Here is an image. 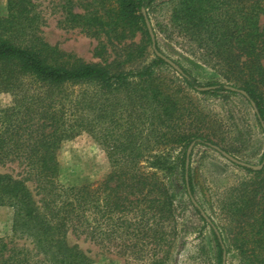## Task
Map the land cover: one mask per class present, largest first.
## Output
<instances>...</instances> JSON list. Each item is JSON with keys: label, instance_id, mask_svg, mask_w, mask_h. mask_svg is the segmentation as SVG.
<instances>
[{"label": "trees", "instance_id": "16d2710c", "mask_svg": "<svg viewBox=\"0 0 264 264\" xmlns=\"http://www.w3.org/2000/svg\"><path fill=\"white\" fill-rule=\"evenodd\" d=\"M161 1L92 0L100 14L85 17L64 0L67 23L88 30L110 26L121 38L143 37L122 63L90 64L41 38L32 0H6L0 94L10 103L0 108V206L13 212V240L0 238V264H90L69 243L70 235L123 252H146L149 264H169L176 199L195 192L192 154L185 169L188 146L238 153L218 143L224 131L193 94L239 96L249 106L251 101L264 146V24L259 25L264 0H168V25L158 24V31L169 41L182 40L184 51L221 80L205 84L177 62L181 74L174 73L152 51L142 10L147 15ZM132 62L138 64L123 66ZM81 134L103 147L110 171L97 182L63 186L57 151ZM238 167L245 176L221 201L222 228L211 221L219 234L218 239L211 228L215 264L232 249L243 263L264 264V165Z\"/></svg>", "mask_w": 264, "mask_h": 264}, {"label": "rangeland", "instance_id": "374dc122", "mask_svg": "<svg viewBox=\"0 0 264 264\" xmlns=\"http://www.w3.org/2000/svg\"><path fill=\"white\" fill-rule=\"evenodd\" d=\"M32 2L40 19L41 38L52 48L85 63L107 64L113 61L122 63L126 59V54L134 51L143 40L140 34L121 38L118 35L119 30H114L110 26H93L88 30L86 27L67 23L64 0H32ZM71 2L74 13L85 17L100 14L95 13L97 6L92 0H71ZM170 10L171 4L168 0H164L158 2L147 14L151 28L155 29L157 35L159 48L157 51L174 64L177 62L191 71L201 84L216 79L221 81L209 68L200 67L198 61L184 51L183 48L186 46L183 45L182 40L173 37L174 41H169L158 31V24L168 25ZM5 15L6 0H0V17ZM263 24L264 13L259 16V25L263 26ZM97 52L100 53V57ZM151 59L152 56L148 55L146 60ZM137 64L138 62L124 63L123 66L130 68ZM173 72L178 74L174 70ZM193 96L224 131L219 141L217 140L218 143L238 151L237 154L230 156L253 166L259 165L264 146L252 108L239 96H231L226 100L217 96L197 94ZM9 103L10 97L0 94V108ZM191 154L190 167L194 177L195 192L189 197L190 199L184 194H179L176 199L177 236L174 237L169 264H215V244L211 226L202 221L200 214L196 213L197 209L193 206L191 197L210 222L222 228L224 222L220 215L221 201L227 196L228 190L245 176V172L211 147L194 145ZM57 162L58 182L63 186L97 182L110 171L105 150L86 134L64 143L57 151ZM176 187L180 191V185ZM12 218V210L0 206V238L7 242L13 240ZM223 237L225 244L230 246L228 236L223 234ZM68 241L86 254L90 264H149L150 262V255L146 252H123L117 245L97 244L84 237L76 239L72 235L68 237ZM15 242L18 245L24 244L22 240ZM225 264L246 263L241 262L236 251L232 249L226 255Z\"/></svg>", "mask_w": 264, "mask_h": 264}, {"label": "water", "instance_id": "95a60500", "mask_svg": "<svg viewBox=\"0 0 264 264\" xmlns=\"http://www.w3.org/2000/svg\"><path fill=\"white\" fill-rule=\"evenodd\" d=\"M142 14H143V17H144V23H145V26H146L148 35H149L150 40H151V48H152V51L155 53L156 56H158L159 58L163 59L169 66H171V68H173V70L175 72H177L178 74H181V70H180V68L176 64H174L170 59L166 58L165 56H163L161 53H159L156 50V47H155V37H154V34H153V30L151 28L150 22H149L148 17L146 15V12L144 10H142ZM207 89H209V88H202L201 90H207ZM226 89H229L231 91L238 92L239 94H241L242 96H244L245 98H247V95L243 91H240V90L234 89L232 87H228V86H226ZM250 106H251L253 112L256 113V109H255V107H254V105H253V103L251 101H250ZM194 145H195L194 142L191 143L188 146L187 150H186V158H185V169L186 170H187V168L189 166V158H190V155H191V152H192V149H193ZM207 146H210V145H207ZM211 148L214 149L216 152H218L223 158H225L226 160H228L232 164H235V165L240 166V167H245V168H248V169H251V170H260L262 168V166L264 165V156H263V160H262V162H261L260 165L253 166V165H250V164L241 162V161L233 158L232 156H230L229 154H227L226 152L222 151L220 148H218L216 146H211ZM187 191H188V188H187ZM191 202H192L193 206L199 211V214L203 218V220L207 224H209L211 226V228L213 229V231L216 234L217 238L219 239V234H218L217 230L214 228V226H212V224H211L210 220L208 219V217L198 207V205L194 202V200L192 199V197H191ZM225 262H226V253H225V251H223L222 252V262H221V264H225Z\"/></svg>", "mask_w": 264, "mask_h": 264}]
</instances>
